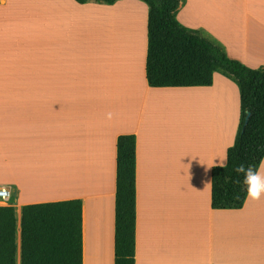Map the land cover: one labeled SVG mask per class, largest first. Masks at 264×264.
I'll return each instance as SVG.
<instances>
[{
	"label": "crops",
	"instance_id": "1",
	"mask_svg": "<svg viewBox=\"0 0 264 264\" xmlns=\"http://www.w3.org/2000/svg\"><path fill=\"white\" fill-rule=\"evenodd\" d=\"M130 14L135 48L108 53V24ZM148 15L141 0H0V206L15 207L20 244L25 205L81 200L83 264H115L117 141L135 135L136 264H264V196L212 206L208 166L234 145L239 88L220 73L150 86ZM177 18L264 68V0H184Z\"/></svg>",
	"mask_w": 264,
	"mask_h": 264
},
{
	"label": "trees",
	"instance_id": "2",
	"mask_svg": "<svg viewBox=\"0 0 264 264\" xmlns=\"http://www.w3.org/2000/svg\"><path fill=\"white\" fill-rule=\"evenodd\" d=\"M75 1L113 5L118 0ZM141 1L149 7L146 74L150 86H212L215 74L222 73L239 88L240 126L234 146L228 149V166L212 170V206L241 209L246 193L242 183H233L237 179L233 169L238 164L255 167L264 159V68L246 66L199 30L183 25L177 18L183 0ZM136 149L135 135L119 136L115 264H136ZM82 236L79 199L25 205L20 244L15 207L0 206V264H83Z\"/></svg>",
	"mask_w": 264,
	"mask_h": 264
},
{
	"label": "clouds",
	"instance_id": "3",
	"mask_svg": "<svg viewBox=\"0 0 264 264\" xmlns=\"http://www.w3.org/2000/svg\"><path fill=\"white\" fill-rule=\"evenodd\" d=\"M234 146V145H233ZM216 166L220 168H226L227 157L219 160V163L216 165L208 166L209 168ZM207 171V169H206ZM234 173L237 176V179L233 181L235 184H243L244 191L246 193V200L250 201H259L262 196H264V160H261L258 166L238 164L233 169ZM240 176H243V180L239 179ZM208 182H206L207 184ZM239 199L238 196L235 197Z\"/></svg>",
	"mask_w": 264,
	"mask_h": 264
},
{
	"label": "bare ground",
	"instance_id": "4",
	"mask_svg": "<svg viewBox=\"0 0 264 264\" xmlns=\"http://www.w3.org/2000/svg\"><path fill=\"white\" fill-rule=\"evenodd\" d=\"M129 13H132V11L130 10ZM114 23L116 24H108V33L104 41L106 44L105 50L113 55L121 56L126 50L135 48V21L130 14L122 20H115ZM61 181H65V179L56 178V180L51 182Z\"/></svg>",
	"mask_w": 264,
	"mask_h": 264
},
{
	"label": "rangeland",
	"instance_id": "5",
	"mask_svg": "<svg viewBox=\"0 0 264 264\" xmlns=\"http://www.w3.org/2000/svg\"><path fill=\"white\" fill-rule=\"evenodd\" d=\"M184 1V0H183ZM243 13H238V17L240 16V15H242ZM226 16H227V14H226ZM237 17V18H238ZM237 23H239V24H242V21H240V22H237ZM85 30V29H84ZM86 31V30H85ZM87 32V31H86ZM88 33V32H87ZM202 33V32H201ZM100 34V29H98V31H97V35H99ZM215 43H217V44H219L218 42H216L215 40H213ZM262 42L264 43V38H262ZM219 45H221V44H219ZM220 74H222V73H220ZM223 75V74H222ZM224 76V75H223ZM181 111H183V110H177L176 112H175V117H176V120H177V123H178V127H180L182 124H184L183 122H182V120H181V118L179 117V113L181 112ZM1 201V200H0ZM0 205H4V204H2V202H0Z\"/></svg>",
	"mask_w": 264,
	"mask_h": 264
},
{
	"label": "built area",
	"instance_id": "6",
	"mask_svg": "<svg viewBox=\"0 0 264 264\" xmlns=\"http://www.w3.org/2000/svg\"><path fill=\"white\" fill-rule=\"evenodd\" d=\"M12 198V195L9 190L5 188H0V200L8 201Z\"/></svg>",
	"mask_w": 264,
	"mask_h": 264
},
{
	"label": "water",
	"instance_id": "7",
	"mask_svg": "<svg viewBox=\"0 0 264 264\" xmlns=\"http://www.w3.org/2000/svg\"><path fill=\"white\" fill-rule=\"evenodd\" d=\"M250 117H251V113L250 112H248V114H247V117H246V124L249 122V120H250Z\"/></svg>",
	"mask_w": 264,
	"mask_h": 264
}]
</instances>
